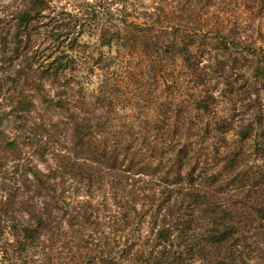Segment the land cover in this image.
<instances>
[{
	"label": "trees",
	"instance_id": "trees-1",
	"mask_svg": "<svg viewBox=\"0 0 264 264\" xmlns=\"http://www.w3.org/2000/svg\"><path fill=\"white\" fill-rule=\"evenodd\" d=\"M58 1L0 0V264H264V0Z\"/></svg>",
	"mask_w": 264,
	"mask_h": 264
},
{
	"label": "rangeland",
	"instance_id": "rangeland-1",
	"mask_svg": "<svg viewBox=\"0 0 264 264\" xmlns=\"http://www.w3.org/2000/svg\"><path fill=\"white\" fill-rule=\"evenodd\" d=\"M10 0H8V2H9ZM141 1H144V2H147V3H149L148 1L149 0H135V2H137V5H138V2H141ZM78 2V0H62V1H58V2H55L54 3V5L56 4L58 7H60L61 5H66L68 8H72L73 7V5L75 4V3H77ZM243 4V3H242ZM242 8H243V6H242ZM242 14V13H241ZM130 20L131 21H135L136 23H144L146 20L143 18V17H141V16H137V14H135V15H133V16H130ZM253 35H254V37L255 38H258V33L257 32H255V33H253ZM97 37L96 36H91V35H89V34H87L83 39H81V41L82 42H84V43H89V44H91L92 45V47L90 48V50H93V48H95V47H97L95 44L96 43H98L97 42ZM85 41H87V42H85ZM178 63H179V61H180V59L178 58ZM221 88L223 89L224 88V85H222L221 86ZM225 99V100H224ZM130 106V105H129ZM228 107V103H227V100H226V98H223L222 97V103L220 104V106L218 107V111L221 113V114H223L224 113V111L226 110V108ZM40 108H42L41 106H40ZM136 111V109H134V107L133 106H130V107H126V112H132V111ZM122 112H123V110H121ZM50 117H52L53 115H54V112H52V111H50ZM37 124L38 123H33V124H30L29 126H27V127H24L23 129H24V131L25 132H23V134H22V136H23V139H27V134L26 133H30L31 131H32V128H34V127H36L37 126ZM22 125L19 123V122H14L13 121V119H11L9 122H7L6 124H5V130L7 131V133L9 134V135H13L14 133H16L17 131H16V128L17 127H21ZM10 159H12V156H10ZM9 159V160H10ZM24 159V158H23ZM24 160H26V159H24ZM24 160H22V162L24 161ZM30 161H31V158H30ZM9 167H13L12 166V164L11 165H9L7 168H8V171H9ZM7 171V172H8ZM6 172V173H7ZM5 174V173H4ZM4 176V178L5 179H7V180H5L6 182V186H7V188L9 189V190H12V191H15V192H17V193H19V196H25L26 195V191H25V189L21 186V185H18L17 183H16V179H15V175L14 174H11V173H7V174H5V175H3Z\"/></svg>",
	"mask_w": 264,
	"mask_h": 264
}]
</instances>
